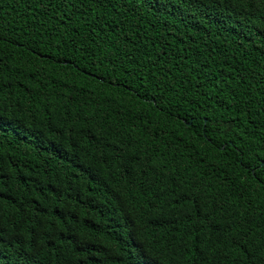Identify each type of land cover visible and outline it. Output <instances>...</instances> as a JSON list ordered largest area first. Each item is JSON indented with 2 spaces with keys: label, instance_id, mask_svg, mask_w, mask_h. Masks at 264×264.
Wrapping results in <instances>:
<instances>
[{
  "label": "trees",
  "instance_id": "obj_1",
  "mask_svg": "<svg viewBox=\"0 0 264 264\" xmlns=\"http://www.w3.org/2000/svg\"><path fill=\"white\" fill-rule=\"evenodd\" d=\"M0 264H264V0H0Z\"/></svg>",
  "mask_w": 264,
  "mask_h": 264
},
{
  "label": "water",
  "instance_id": "obj_2",
  "mask_svg": "<svg viewBox=\"0 0 264 264\" xmlns=\"http://www.w3.org/2000/svg\"><path fill=\"white\" fill-rule=\"evenodd\" d=\"M206 121V120H205Z\"/></svg>",
  "mask_w": 264,
  "mask_h": 264
}]
</instances>
